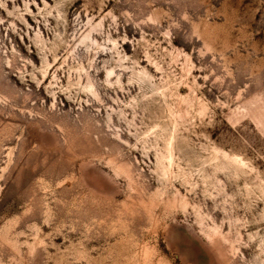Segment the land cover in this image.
Masks as SVG:
<instances>
[{
    "label": "rangeland",
    "instance_id": "374dc122",
    "mask_svg": "<svg viewBox=\"0 0 264 264\" xmlns=\"http://www.w3.org/2000/svg\"><path fill=\"white\" fill-rule=\"evenodd\" d=\"M0 264H264V0H0Z\"/></svg>",
    "mask_w": 264,
    "mask_h": 264
}]
</instances>
